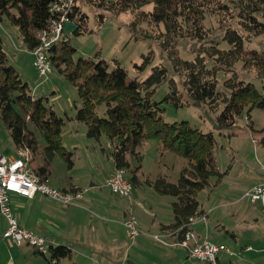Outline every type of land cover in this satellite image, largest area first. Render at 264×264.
Returning <instances> with one entry per match:
<instances>
[{
  "label": "trees",
  "instance_id": "trees-1",
  "mask_svg": "<svg viewBox=\"0 0 264 264\" xmlns=\"http://www.w3.org/2000/svg\"><path fill=\"white\" fill-rule=\"evenodd\" d=\"M55 1L0 0V20L6 16L18 28L27 50L31 52L41 42L39 32L49 26L50 20L61 16V11L51 9ZM87 5L95 10L98 28L105 22V13L117 16L129 12L132 37L157 42L165 51L174 71L179 74L177 78L170 79L171 89L163 99L155 101L153 94L156 87L168 75V67L164 64L154 65L145 78H131L117 59L111 68L104 59L77 54V48L70 41V33L63 32L59 41L47 50L53 68L77 88L80 105H76L75 116L68 118L84 122L89 137L99 140L102 135H106L112 141L115 166L125 171L133 192L138 182L135 171L140 166L131 169V158L142 160L140 148L147 140L159 142L161 157L167 151H172L185 159L186 165L180 169L175 181L169 180L162 172L154 180L148 179L156 192L173 196V221L162 224L161 233L173 241H181L187 231L195 233L193 226L198 220L208 216L202 208L201 192L217 186L229 168H222L217 159L216 151L220 145L213 131H203L188 120L166 121L161 102H171L177 108L189 103L198 106L207 104L213 111L220 110L217 126L221 129H232L238 117L246 111L249 125L258 143L264 147V127L255 128L251 121L254 108L264 110V92L254 82L242 79L236 68L241 61L244 71L264 81V50L244 46L245 39L251 40L264 34V0H73L67 17L77 23L78 27L72 32L76 35L93 30L89 24ZM149 5L151 8L147 9ZM208 13L220 18L218 25L229 47L210 45L194 58H183L178 49L182 38L203 40L210 36L212 28L205 23ZM154 58L155 51L150 48L142 54L141 61L136 62L134 68L141 73ZM220 71L230 74L224 81L227 90L218 88L217 74ZM101 106L103 114L98 112ZM0 117L17 150L28 146L35 153L39 149L35 132L38 130L44 137V151L48 160L60 153L69 166L73 163L71 152H67L63 145L66 118L52 105H48L42 96L33 95L30 82L10 63L1 36ZM32 161L33 158L30 163L33 169L48 179L46 165L34 167ZM128 170H131V175L127 174ZM245 192L243 198L251 201L250 197L244 196ZM130 198H127L129 202ZM129 206L133 205L129 203ZM126 213L127 209L125 216ZM205 235L222 247L218 256L219 264H246L220 258L222 252L229 255L234 252L213 241L210 234ZM175 246L185 249L190 258L208 264L192 256L188 247ZM41 254L49 264H59L61 259L71 258L73 251L65 244H55L50 255Z\"/></svg>",
  "mask_w": 264,
  "mask_h": 264
},
{
  "label": "rangeland",
  "instance_id": "rangeland-1",
  "mask_svg": "<svg viewBox=\"0 0 264 264\" xmlns=\"http://www.w3.org/2000/svg\"><path fill=\"white\" fill-rule=\"evenodd\" d=\"M146 8L150 9L151 5ZM86 10L90 16L89 24L93 28L92 32L80 35L70 34V41L77 48V54L104 59L110 64L111 68L114 67V60L117 59L127 70L131 78L136 76L145 78L150 74L154 65L160 63L166 65L168 67V75L157 85L153 94V100L161 101L164 95L171 89L170 79L172 77L177 78L179 75L174 71L165 51L155 41L141 37H132L129 28L131 18L129 12L117 16L110 12L105 13V22L98 28L96 26L94 8L87 5ZM219 19L218 16L208 13L205 23L206 26L212 28L210 36L203 40L182 38L178 43L179 54L183 58L191 59L203 53L205 48L210 45L228 48L229 43L224 39V32L218 25ZM0 36L3 39V47L7 51L10 63L15 65L21 72L22 77L30 82L33 95L35 97L42 96L48 105H52L60 115L66 118V124L63 128V142L71 145L73 141H76L74 137H82L91 144H98L97 148L104 147L103 152L112 155L114 146L106 135H102L99 140L89 137L87 135V125L84 122L68 118L75 116L77 111L76 105H80L77 88L56 68H53L51 74L46 78L39 76L31 63L32 54L26 49V44L18 28L11 24L6 16L0 21ZM244 46L246 48L264 50V34L251 40L245 39ZM150 48L155 51V58L141 73H138L137 69L134 68V64L140 62L142 54ZM242 65L241 61L236 65L239 76L246 81L254 82L264 92V81L244 71ZM229 75L223 71L218 72L219 89L227 90L224 81ZM53 90H55V93H53ZM161 105L164 107L163 117L166 121L188 120L192 125L203 131H213L220 145L216 151L217 159L222 168H229L217 186L208 187L201 192L200 200L202 206L209 212L217 206L220 207V217L224 219L223 222L225 224H229L228 227H236L238 239L236 240L235 236L226 232L225 234L230 238V243L226 244L223 237L217 235L216 211L210 214L211 232L209 234L211 239L219 244L224 242L223 245L235 253L232 258L237 262L264 264V205L260 202L253 203L243 198V193L248 189V186L264 179V147L258 143L255 132L249 125L250 120L246 111L238 117L232 129H221L217 126V116L220 110L213 111L207 104L198 106L189 103L177 108L171 102L162 101ZM98 112L103 114L102 106L98 108ZM251 121L255 128L264 127V110L258 107L254 108L251 111ZM0 124L4 126L1 117ZM77 127L79 128L77 129ZM71 128L76 131L74 134L70 133ZM35 132L39 140V154H44V157H46L43 147V144H45L44 137L38 130H35ZM70 140L72 141L70 142ZM158 145L159 142L155 139L147 140L146 144L140 148L142 160L139 159L140 162H138V159H136L135 162H138L141 166L143 165V172H151L153 174L151 175V179L153 180L159 172H162L166 174L169 180L175 181L179 176L180 169L183 165H186V161L183 157L176 155L172 151H167L161 157ZM40 159L41 157L38 155L32 162L34 167L38 166V163L41 161ZM50 161L54 165L53 167H55V176L51 177L52 180L56 181L57 185L66 186L57 177L64 174L63 166L69 168L68 161L60 153L55 154L54 158L50 159ZM83 170L84 168L80 170L77 167L72 172L75 174ZM127 174L131 175V170H128ZM107 188L105 200L116 199L109 187ZM136 193L140 199L142 195L141 189L137 188ZM163 196L164 198L173 200V196L171 195ZM132 199L133 196L130 200ZM137 201L139 200H134L132 206L135 214H137V211H135L136 205L139 203ZM120 203L122 205L123 202ZM213 205L215 206L213 207ZM124 206L125 209L129 207L127 204H124ZM240 244L243 248L251 245L252 249L245 251L243 248L241 249ZM224 253L222 252V254ZM239 254L244 255L239 257ZM251 254H256V257L251 258L253 261L250 263L248 262V257H251Z\"/></svg>",
  "mask_w": 264,
  "mask_h": 264
},
{
  "label": "crops",
  "instance_id": "crops-1",
  "mask_svg": "<svg viewBox=\"0 0 264 264\" xmlns=\"http://www.w3.org/2000/svg\"><path fill=\"white\" fill-rule=\"evenodd\" d=\"M6 129L0 124V150L9 156H16L17 146L9 130ZM75 132L72 128L70 129V133ZM74 139L76 141H73L71 145L63 142L65 150L71 152L70 157L73 163L69 168L63 166L64 174L57 177L66 186L57 185L56 181L52 180L51 177L55 176V167L50 160L48 161L47 156L40 155L39 150L32 154L33 161L38 155L41 157L38 165H46V176L52 185L63 189L77 188L83 191L77 203L64 205L40 192L33 196L11 194L13 211L23 226L54 238L56 245L65 244L72 249V257L61 259L59 264H206L190 258L182 247L163 245L153 237V234L161 233L162 224L173 221L172 200L164 198L154 190L148 182L153 174L143 172V165L138 163L140 161L135 162L136 159L131 158V169L140 166L135 171L138 182L134 188L133 199L129 202V199L119 197L112 192L116 199L106 201L105 194L108 189L106 180L116 167L112 155L104 153V147L97 148L98 144H91L82 137H74ZM77 167L80 170L84 168V170L73 174L72 170ZM137 188L142 191L140 199L136 193ZM137 199L139 203L135 211H137L136 215L142 231L135 243L129 247L126 230L121 221L125 216L124 204L133 205V201ZM120 202H123L122 205ZM202 208L208 216L194 224L193 229L198 236L211 232L210 214L216 211L217 235H221L226 244L230 243L226 232L235 236L236 240L238 239L236 227H228L229 224H225L224 219L220 217L219 206L211 212L203 206ZM6 225V219L0 212V264H49L45 256L33 246L15 245L7 241L3 236ZM243 249L248 251L252 249V246L248 245ZM234 255L235 253L229 255L226 252L220 258L235 261L232 258ZM250 256L248 262L251 263L253 261L251 258H255L256 254Z\"/></svg>",
  "mask_w": 264,
  "mask_h": 264
},
{
  "label": "built area",
  "instance_id": "built-area-1",
  "mask_svg": "<svg viewBox=\"0 0 264 264\" xmlns=\"http://www.w3.org/2000/svg\"><path fill=\"white\" fill-rule=\"evenodd\" d=\"M72 3L73 0H57L52 4L51 9L61 11V16L50 20L49 26L39 32L41 42L31 51L34 55V67L41 77H48L53 70L47 50L61 38L64 20L68 18L67 12ZM32 158L33 154L28 146L19 148L16 156H9L0 150V212L7 222L3 236L12 244H28L39 252L50 255L51 248L56 243L55 239L31 230L19 222L13 211L11 194L33 196L40 192L64 205H69L77 203L83 191L65 190L52 185L48 179L33 169L30 164ZM106 184L119 197L130 198L133 194V186L121 168L116 167L112 170ZM244 196L250 197L252 202L264 205V181L252 185ZM121 223L125 227L130 247L142 231L132 206L127 208L126 216ZM153 237L163 245L188 247L192 256L208 264H219L218 256L222 247L213 243L208 235L198 237L194 232L187 231L181 241H171L165 233H157Z\"/></svg>",
  "mask_w": 264,
  "mask_h": 264
},
{
  "label": "water",
  "instance_id": "water-1",
  "mask_svg": "<svg viewBox=\"0 0 264 264\" xmlns=\"http://www.w3.org/2000/svg\"><path fill=\"white\" fill-rule=\"evenodd\" d=\"M77 27H78L77 23L67 18L64 20V25H63L62 30L64 34H68V33L74 32Z\"/></svg>",
  "mask_w": 264,
  "mask_h": 264
},
{
  "label": "bare ground",
  "instance_id": "bare-ground-1",
  "mask_svg": "<svg viewBox=\"0 0 264 264\" xmlns=\"http://www.w3.org/2000/svg\"><path fill=\"white\" fill-rule=\"evenodd\" d=\"M57 43V42H56Z\"/></svg>",
  "mask_w": 264,
  "mask_h": 264
}]
</instances>
